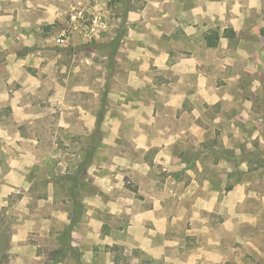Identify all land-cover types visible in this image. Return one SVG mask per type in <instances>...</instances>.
Returning a JSON list of instances; mask_svg holds the SVG:
<instances>
[{
  "label": "rangeland",
  "instance_id": "rangeland-1",
  "mask_svg": "<svg viewBox=\"0 0 264 264\" xmlns=\"http://www.w3.org/2000/svg\"><path fill=\"white\" fill-rule=\"evenodd\" d=\"M173 2L0 0V264H264V0Z\"/></svg>",
  "mask_w": 264,
  "mask_h": 264
},
{
  "label": "crops",
  "instance_id": "crops-1",
  "mask_svg": "<svg viewBox=\"0 0 264 264\" xmlns=\"http://www.w3.org/2000/svg\"><path fill=\"white\" fill-rule=\"evenodd\" d=\"M173 1H174L173 4L176 5L175 0H173ZM177 9H178L177 12L179 13V16H180V13L183 15V17H180L181 20H185V16H187L188 14L184 16V11L181 8H177ZM133 10L137 11L138 9L133 8ZM138 12L139 13L136 14V16L138 19H140L139 21H141V23L144 24L145 21H147V20L149 21L148 16L143 13L142 9H139ZM159 15L161 16L162 19L167 18V17L170 18V13L162 12ZM173 29H174V26H173ZM174 30H176L175 32H177L179 34L185 35L184 25L179 26L178 28H176ZM117 50H118L117 55H119V56H121L124 52L122 47H120L119 44H118ZM125 50H126L125 51L126 53H124V54H127L126 60H128V61L132 60V61H135L137 64H139V68H138L139 70H143L144 72H146L147 70L150 71L148 73V76H147L148 80L145 82V83H147V86H153L154 85V83H153L154 81L152 79L154 72L157 74L160 72V70H162L161 68H165V66L168 67L169 52L165 48L160 47L158 45L154 46L152 48L138 47V48H136L135 51H132V50H134V47H127ZM119 60H121V58H119ZM173 64H172V66H173ZM174 65H176V64H174ZM116 75L118 76V78L120 80H123L126 76L125 74H121L120 72ZM130 77H131V74L129 72V77H128L129 82L127 83L128 85L140 86L139 84L144 82V81H137L136 79H135L136 81H133V79L130 80ZM161 205H162L161 203H155L154 207L152 208L153 210L148 209L146 212H140V213H136V214L133 213L132 215H134V216H132V218H133L134 222L137 224V227H141L144 229L148 228V227H152L150 225H151V223L152 224L154 223V221H152L153 217L156 219L154 214L157 215L158 221H160L162 219L161 223L165 222L167 219L162 218L163 208L161 207ZM158 213H160V215H158ZM133 225H134V223H133Z\"/></svg>",
  "mask_w": 264,
  "mask_h": 264
},
{
  "label": "trees",
  "instance_id": "trees-1",
  "mask_svg": "<svg viewBox=\"0 0 264 264\" xmlns=\"http://www.w3.org/2000/svg\"><path fill=\"white\" fill-rule=\"evenodd\" d=\"M224 37L227 39H233L235 37V32L232 28H228L222 31L219 35L218 30L208 31L204 36L205 46L207 48H214L217 46L219 38Z\"/></svg>",
  "mask_w": 264,
  "mask_h": 264
}]
</instances>
